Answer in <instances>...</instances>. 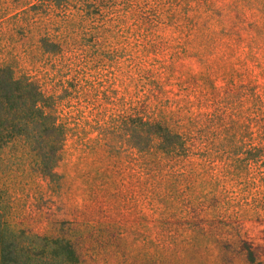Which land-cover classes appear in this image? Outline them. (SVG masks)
Masks as SVG:
<instances>
[{
    "label": "trees",
    "instance_id": "16d2710c",
    "mask_svg": "<svg viewBox=\"0 0 264 264\" xmlns=\"http://www.w3.org/2000/svg\"><path fill=\"white\" fill-rule=\"evenodd\" d=\"M35 1L54 9L57 20L51 31L29 34L34 44L24 55L35 60L34 76L0 65L1 154L20 146L37 178L60 186L58 180L70 173L65 162L72 142L89 140L90 151L95 146L94 152H104L113 163L122 156L134 166L136 192L152 198L157 229L174 220L178 227L182 219L196 221L195 215L229 198L230 190L261 194L264 113L246 118L230 112L231 93L211 114L165 111L162 86L170 68L149 58L159 55L162 33L180 42L209 33L228 45L235 33L231 21H223L230 7L201 0ZM133 39L145 41L142 52L128 50ZM86 115L94 125V144L81 130ZM106 173L100 168L101 180L87 182L93 193L111 191ZM0 186V264H84L65 220L45 217L43 210L18 212L9 184ZM205 223L202 219L201 231ZM185 231L189 240L209 237L191 236L190 225Z\"/></svg>",
    "mask_w": 264,
    "mask_h": 264
},
{
    "label": "rangeland",
    "instance_id": "374dc122",
    "mask_svg": "<svg viewBox=\"0 0 264 264\" xmlns=\"http://www.w3.org/2000/svg\"><path fill=\"white\" fill-rule=\"evenodd\" d=\"M205 2L230 7L223 21H231L235 33L226 46L209 33L186 42L162 33L159 55L149 58L170 68L162 86L164 110L194 117L211 114L231 93L230 112L246 118L264 113V0H201ZM56 16L54 9L35 0H0V65L12 67L17 75L34 76L35 60L24 55L34 44L29 34L51 31ZM144 43L133 39L128 50L142 52ZM86 116L81 130L94 144V125ZM90 146L89 140L72 142L65 162L70 173L67 180H58L60 186L39 180L20 146L0 153V183L9 184L10 194L19 201L18 212L43 210L45 217L65 220V227L76 233L84 264H264V188L261 194L252 188L230 190L232 201L225 197L201 217L195 215L196 221L182 219L178 227L174 220L157 229L152 198H140L136 192L134 166L122 156L113 163ZM100 168L107 171L110 192L88 188L89 180H101ZM112 172L118 173L111 178ZM189 225L191 236L206 232L209 237L186 239Z\"/></svg>",
    "mask_w": 264,
    "mask_h": 264
}]
</instances>
